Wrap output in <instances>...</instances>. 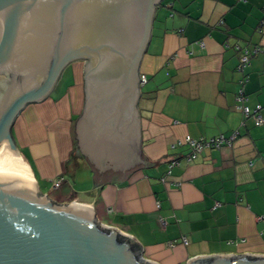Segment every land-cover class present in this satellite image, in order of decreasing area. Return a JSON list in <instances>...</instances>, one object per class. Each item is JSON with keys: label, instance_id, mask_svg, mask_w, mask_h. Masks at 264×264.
<instances>
[{"label": "crops", "instance_id": "obj_1", "mask_svg": "<svg viewBox=\"0 0 264 264\" xmlns=\"http://www.w3.org/2000/svg\"><path fill=\"white\" fill-rule=\"evenodd\" d=\"M257 46L263 51L251 53L240 70L243 49ZM141 74L147 77L137 103L144 162L124 171L111 166L99 173L78 147L83 63L69 64L50 96L21 111L12 134L41 193L88 205L101 225L127 235L155 264L264 255V123L242 124L236 98L246 78V104H261L264 117V0H163ZM235 130L232 145L205 149L191 161L190 145L179 144L187 135ZM174 159L179 164L169 173ZM58 176L64 181L52 196Z\"/></svg>", "mask_w": 264, "mask_h": 264}, {"label": "water", "instance_id": "obj_2", "mask_svg": "<svg viewBox=\"0 0 264 264\" xmlns=\"http://www.w3.org/2000/svg\"><path fill=\"white\" fill-rule=\"evenodd\" d=\"M162 1L0 0V158L22 157L12 134L21 111L50 96L69 64L89 61L78 147L99 173L144 162L140 64ZM0 264L155 263L88 205L58 203L32 178L0 169ZM188 264H264V255H204Z\"/></svg>", "mask_w": 264, "mask_h": 264}, {"label": "built area", "instance_id": "obj_3", "mask_svg": "<svg viewBox=\"0 0 264 264\" xmlns=\"http://www.w3.org/2000/svg\"><path fill=\"white\" fill-rule=\"evenodd\" d=\"M202 45L204 44L203 42H200ZM263 48H261L260 46L255 47L252 52H250L249 49H243V53L241 55V60H240V64H239V69L240 70H244L245 67L248 66V64L250 63V57H251V53H258L262 50ZM147 82V77L144 74L140 75V85L142 86L143 84H145ZM246 82V78H242L240 83H241V87L237 93V108L242 112V124H245L247 122L248 119H252L253 122L256 125H262L264 123V117L261 114V109H262V105L258 104L257 106H255L254 108H251L249 105L246 104V94H245V90H244V83ZM239 135V130H235L233 131L231 134L226 135L224 133H221L217 136H213L210 138H193L190 135H187L184 139V141H179V144L187 143L190 145V152L186 155L187 160L191 161L194 158H196V156L198 155V153H200L201 151L208 149V148H221L224 145H232L234 143V141L237 139ZM179 164V161L177 159H174L170 162L169 165V173L171 171V168L175 165ZM64 181V177L63 176H58L55 177L52 180V187L53 189H58L59 187H61V185L63 184ZM160 222L161 224L165 225L166 224V220L164 218H160ZM183 242L187 243V239L183 237Z\"/></svg>", "mask_w": 264, "mask_h": 264}, {"label": "bare ground", "instance_id": "obj_4", "mask_svg": "<svg viewBox=\"0 0 264 264\" xmlns=\"http://www.w3.org/2000/svg\"><path fill=\"white\" fill-rule=\"evenodd\" d=\"M2 151H3V149L1 150V152ZM17 159H20V157L19 158H16V159L8 160V161H6L3 158H0V169L9 170V171H15L17 173H20L22 175H25L27 177H30V178L33 179L34 183L36 184L35 178L32 176V174L30 172H28L22 166L19 167L16 164V161L15 160H17Z\"/></svg>", "mask_w": 264, "mask_h": 264}, {"label": "rangeland", "instance_id": "obj_5", "mask_svg": "<svg viewBox=\"0 0 264 264\" xmlns=\"http://www.w3.org/2000/svg\"><path fill=\"white\" fill-rule=\"evenodd\" d=\"M13 133V132H12ZM14 135V134H13ZM16 141V140H15ZM3 149V144L2 145H0V152H1V150ZM16 161V164L20 167V166H22L23 168H25V166H24V164H23V162L20 160V159H17V160H15ZM52 183V182H51ZM53 189V187L51 186L49 189H48V191H50V193L52 194V196H54L55 195V192L52 190ZM44 190H47L45 187H44ZM44 192V191H43Z\"/></svg>", "mask_w": 264, "mask_h": 264}, {"label": "flooded vegetation", "instance_id": "obj_6", "mask_svg": "<svg viewBox=\"0 0 264 264\" xmlns=\"http://www.w3.org/2000/svg\"><path fill=\"white\" fill-rule=\"evenodd\" d=\"M76 62H81V63H83V65H84V69H85V66L87 65V62H89V61H76ZM99 70H101V64L98 65V66L96 67V69H95V71H94L95 76L99 74ZM84 71H85V70H84ZM5 80H8V82H9L10 79H8V77H5ZM98 118H99V117H98ZM98 120H99V119H98ZM90 122H91V124H92V123L94 122L93 119H92ZM113 123H116V122H114V120H113Z\"/></svg>", "mask_w": 264, "mask_h": 264}]
</instances>
